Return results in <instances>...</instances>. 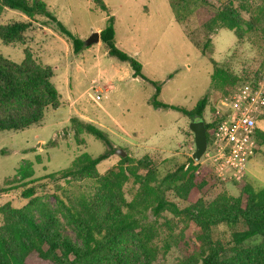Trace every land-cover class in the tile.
Masks as SVG:
<instances>
[{
	"label": "rangeland",
	"instance_id": "obj_1",
	"mask_svg": "<svg viewBox=\"0 0 264 264\" xmlns=\"http://www.w3.org/2000/svg\"><path fill=\"white\" fill-rule=\"evenodd\" d=\"M42 1L65 29L82 41L103 29L106 19L112 16L115 47L139 62L144 76L134 77L130 65L109 56L101 42L89 44L75 54L69 38L43 16L28 19L17 11L5 9L0 17V25L14 20L31 24L24 34L23 44L6 45L0 41V55L19 62L27 50L35 62L50 66L61 103L47 111L36 126L0 132V187L14 188L0 192V207L9 204L12 208L24 209L38 224L47 216H53L58 224L54 228L60 236L80 244L74 227L55 198L61 196L67 202L61 188L73 192L76 188L62 180L52 182L44 176L65 169L83 153L96 157L106 146L84 130L75 131L72 118L96 126L114 148V153L97 166L99 175L119 168L121 156L116 150H123L132 161L121 166L126 177L122 190L130 201L139 189L135 177L146 174L144 166L137 165L138 161L157 166L162 176L179 159L191 157L194 151L193 134L189 130L191 116L171 108L153 107L150 104L155 95L153 82L159 87L156 99L172 107L189 111L198 100L207 98L202 119L210 123L221 106L225 90L212 76L215 68L241 76L246 71H255L261 57L249 37L246 38L250 32L239 40L225 28L212 33L203 29L202 25L213 16L211 7L221 8L230 1L239 18L248 21L251 11L235 0H198V8L182 22L175 20L168 0H101L105 10L94 0ZM259 4L260 0L248 3L251 9ZM242 28L245 29V25ZM206 36L211 44L201 49ZM241 83L237 82L234 87ZM70 102L71 107L67 105ZM256 126L264 132V118L260 117ZM263 155L264 143L247 163L245 180L254 186L264 187ZM198 163L214 172L203 156ZM24 168L32 172L31 177L16 181L18 169ZM7 180H13L12 184ZM29 180L34 181L29 183ZM29 187H33L32 196L23 198L21 192ZM239 189L236 183L212 174L200 191H192L187 201L172 193L168 194V199L181 209L196 198L204 204L217 195L241 196L244 200ZM163 216L167 222L162 218L158 220L159 235L154 244L159 253L153 264H174L197 246L194 234L198 229L188 214L164 213ZM149 218L153 220L150 214ZM2 222L0 213V226ZM217 230L224 236L228 232L223 225ZM167 241L170 247L165 251L162 246ZM28 262L52 264L34 253Z\"/></svg>",
	"mask_w": 264,
	"mask_h": 264
},
{
	"label": "trees",
	"instance_id": "obj_2",
	"mask_svg": "<svg viewBox=\"0 0 264 264\" xmlns=\"http://www.w3.org/2000/svg\"><path fill=\"white\" fill-rule=\"evenodd\" d=\"M94 1L105 10L101 0ZM197 1L168 0L175 20L184 21L198 8ZM235 1L245 10L251 11L252 16L248 21L239 18L230 1L221 8L211 7L213 16L202 25L203 29L212 33L225 28L231 30L239 40L250 32L246 38L249 37L251 44L256 46L261 60L255 71H246L241 76L215 68L212 76L225 89L223 100L230 97L237 82L264 74V0H260V4L253 9L248 5L249 0ZM5 9L17 11L28 19L43 16L69 38L75 54L85 48L84 42L70 34L42 0H0V17ZM113 25V17L109 16L105 27L99 31L100 42L109 56L130 65L134 77L143 78L140 63L115 47ZM30 26L29 21L15 20L1 24L0 41L6 45L23 44L24 34ZM206 37L201 49L211 44L210 38ZM191 41L196 45L193 39ZM52 79V68L35 62L27 50L19 62L0 55V132L36 126L43 121L47 111L61 104ZM153 85L155 95L150 101L153 107L171 108L191 118L198 116L202 119L207 98L198 100L193 109L187 111L159 102L156 99L159 87L154 82ZM222 118L217 109L213 120L204 122L207 142ZM261 118H264V114ZM71 121L76 126L75 131L84 130L106 146L96 157L83 153L75 157L65 169L44 176V179L52 182L62 180L76 188V192L61 188L67 202L61 196L56 195L55 198L65 212L67 221L74 227L80 244L60 236L54 228L58 224L53 216H47L43 223L38 224L26 210L5 204L0 207L3 219L0 226V264H29L28 258L33 253L52 264H153L159 253L154 244L159 235L158 220L162 218L167 222L164 213L173 216L188 214L198 229L194 234L197 246L174 264H264V187L254 186L245 180V174L236 183L244 200L241 196L217 195L208 204L196 198L181 209L168 199V194L172 193L176 198L187 201L192 191H200L204 187L210 175L216 176L212 169L194 162L191 157H183L159 176L157 166L138 161L137 165H143L146 174L144 177H135L138 193L127 201L122 190L126 177L121 166L132 161L127 156L121 157L119 168L109 169L99 175V163L114 153L111 142L93 124L76 118ZM255 138L258 146L264 143V132L257 126ZM258 151L259 148L256 153ZM262 157L264 161V155ZM31 175L32 172L25 168L18 169L15 180L20 181ZM12 181L6 182L12 184ZM33 181L29 180V183ZM9 189L14 188L0 187V192L5 193ZM32 194L33 187L21 192L23 198H30ZM149 214L153 220H150ZM221 225L228 230L225 236L217 230ZM169 247L168 241L162 246L165 251Z\"/></svg>",
	"mask_w": 264,
	"mask_h": 264
},
{
	"label": "built area",
	"instance_id": "obj_3",
	"mask_svg": "<svg viewBox=\"0 0 264 264\" xmlns=\"http://www.w3.org/2000/svg\"><path fill=\"white\" fill-rule=\"evenodd\" d=\"M219 110L223 118L202 156L216 176L238 183L246 174L248 160L259 148L255 134L257 120L264 114V74L234 87L230 97L221 101Z\"/></svg>",
	"mask_w": 264,
	"mask_h": 264
},
{
	"label": "water",
	"instance_id": "obj_4",
	"mask_svg": "<svg viewBox=\"0 0 264 264\" xmlns=\"http://www.w3.org/2000/svg\"><path fill=\"white\" fill-rule=\"evenodd\" d=\"M84 42V45L87 46L89 44H94L100 42V35L99 32H93ZM189 130L193 134V144H194V151L191 154V158L194 162H198L202 155L204 154L207 141H206V134H205V127L203 120L198 117H192L191 122L189 124ZM121 157H125L126 153L119 149L115 151Z\"/></svg>",
	"mask_w": 264,
	"mask_h": 264
},
{
	"label": "crops",
	"instance_id": "obj_5",
	"mask_svg": "<svg viewBox=\"0 0 264 264\" xmlns=\"http://www.w3.org/2000/svg\"><path fill=\"white\" fill-rule=\"evenodd\" d=\"M69 107H71L72 106V102H70L69 104H67Z\"/></svg>",
	"mask_w": 264,
	"mask_h": 264
}]
</instances>
